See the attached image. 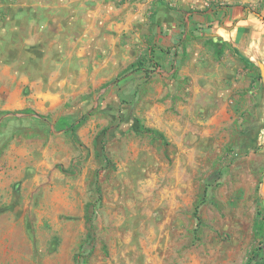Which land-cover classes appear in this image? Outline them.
Returning <instances> with one entry per match:
<instances>
[{
	"label": "rangeland",
	"instance_id": "rangeland-1",
	"mask_svg": "<svg viewBox=\"0 0 264 264\" xmlns=\"http://www.w3.org/2000/svg\"><path fill=\"white\" fill-rule=\"evenodd\" d=\"M133 1L0 0V264H258L242 60L209 0Z\"/></svg>",
	"mask_w": 264,
	"mask_h": 264
},
{
	"label": "crops",
	"instance_id": "crops-1",
	"mask_svg": "<svg viewBox=\"0 0 264 264\" xmlns=\"http://www.w3.org/2000/svg\"><path fill=\"white\" fill-rule=\"evenodd\" d=\"M152 1L134 0L133 4L138 7L130 13L141 14L143 12L141 5H148ZM209 1L212 3V8L201 15L202 20L209 18L210 30L217 42L231 46L242 60L240 73L235 74L237 80H233L232 76V80H227L231 92L228 91L225 98L231 102V93L238 92L253 98L256 119L250 134L247 135V140L256 144L261 133L264 132V0ZM22 2L36 4L41 0H22ZM115 11L127 12L124 7Z\"/></svg>",
	"mask_w": 264,
	"mask_h": 264
},
{
	"label": "trees",
	"instance_id": "trees-1",
	"mask_svg": "<svg viewBox=\"0 0 264 264\" xmlns=\"http://www.w3.org/2000/svg\"><path fill=\"white\" fill-rule=\"evenodd\" d=\"M85 118H86V115H82V116L77 120L76 123H70V124L68 125L67 128H68L69 130H74L75 127H76L79 123H81ZM64 126H65V125H64ZM143 129L146 130L147 132L153 133L152 129H150V128L143 127ZM263 218H264V217H263ZM263 220H264V219H263ZM263 231H264V224H263Z\"/></svg>",
	"mask_w": 264,
	"mask_h": 264
},
{
	"label": "flooded vegetation",
	"instance_id": "flooded-vegetation-1",
	"mask_svg": "<svg viewBox=\"0 0 264 264\" xmlns=\"http://www.w3.org/2000/svg\"><path fill=\"white\" fill-rule=\"evenodd\" d=\"M258 264H264V246L262 247L261 252L256 256L255 259Z\"/></svg>",
	"mask_w": 264,
	"mask_h": 264
},
{
	"label": "water",
	"instance_id": "water-1",
	"mask_svg": "<svg viewBox=\"0 0 264 264\" xmlns=\"http://www.w3.org/2000/svg\"><path fill=\"white\" fill-rule=\"evenodd\" d=\"M261 192L264 198V175H263L262 182H261Z\"/></svg>",
	"mask_w": 264,
	"mask_h": 264
}]
</instances>
